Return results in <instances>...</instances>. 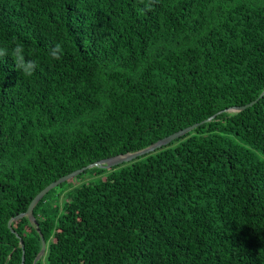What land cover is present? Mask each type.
I'll list each match as a JSON object with an SVG mask.
<instances>
[{
    "label": "trees",
    "instance_id": "obj_1",
    "mask_svg": "<svg viewBox=\"0 0 264 264\" xmlns=\"http://www.w3.org/2000/svg\"><path fill=\"white\" fill-rule=\"evenodd\" d=\"M13 37L38 67L0 61V264H264V96L8 227L256 101L264 0H0Z\"/></svg>",
    "mask_w": 264,
    "mask_h": 264
},
{
    "label": "water",
    "instance_id": "obj_2",
    "mask_svg": "<svg viewBox=\"0 0 264 264\" xmlns=\"http://www.w3.org/2000/svg\"><path fill=\"white\" fill-rule=\"evenodd\" d=\"M264 96V92L260 95V97L256 100V101H253L247 105H244V106H240V107H236V108H231V109H226V110H223V111H220L218 112L217 114L213 115L212 117L200 122V123H197V124H194L190 127H187L179 132H176L164 139H161L160 141H158L157 143H155L154 145L142 150V151H139V152H136V153H131V154H126V155H122V156H117V157H114V158H110V159H106L104 161H101V162H98V163H94V164H91L87 167H84L80 170H77V171H74L62 178H60L59 180L51 183L50 185H48L45 189H43L34 199L33 201L31 202L28 210L26 213H23V214H20L19 216H17L16 218L12 219L9 224H8V227L9 229H11V231L14 233V230H12V223L14 221H18L24 217H29V219L32 221V222H35V218H34V209L35 207L38 205V203L50 192L52 191L54 188L76 178L77 176L81 175L82 173L90 170V169H93V168H101V169H111V168H114V167H118V166H122L124 164H128V163H131L137 159H139L140 157H143L145 155H149L151 153H154L156 152L157 150H160L162 148H164L165 146H168L170 145L172 142H174L175 140L177 139H180L181 137H184L185 135H187L188 133L192 132L193 130L197 129L198 127L206 124V123H210L212 121H214L219 115L223 114V113H227V112H242L248 108H251L252 106H254L262 97ZM17 237L20 239V243H21V246L23 248V251L25 249V245H24V241L23 239L17 235ZM41 238H42V244H43V248H42V251L39 255V257L37 258L36 261H38L40 259V257H42L46 251V241L44 239V237L41 235ZM25 263V251H24V255H23V259H22V264Z\"/></svg>",
    "mask_w": 264,
    "mask_h": 264
},
{
    "label": "clouds",
    "instance_id": "obj_3",
    "mask_svg": "<svg viewBox=\"0 0 264 264\" xmlns=\"http://www.w3.org/2000/svg\"><path fill=\"white\" fill-rule=\"evenodd\" d=\"M143 2V0H141ZM13 43L9 47H0V61L11 58L14 70L26 78L34 75L38 65L34 59H30L31 53H28L23 43L19 42L15 37L12 38ZM63 55L62 45L56 43L48 49V56L52 60H60Z\"/></svg>",
    "mask_w": 264,
    "mask_h": 264
},
{
    "label": "rangeland",
    "instance_id": "obj_4",
    "mask_svg": "<svg viewBox=\"0 0 264 264\" xmlns=\"http://www.w3.org/2000/svg\"><path fill=\"white\" fill-rule=\"evenodd\" d=\"M83 178L85 179H82V178H74L72 179L68 184L67 186L70 187V188H74V187H77L78 185L88 181L90 179V177L88 175H84ZM60 189L58 190V193H60ZM62 197H64V195H62Z\"/></svg>",
    "mask_w": 264,
    "mask_h": 264
}]
</instances>
